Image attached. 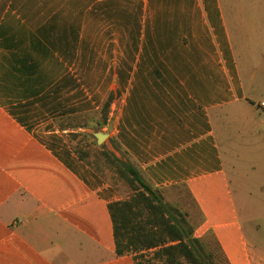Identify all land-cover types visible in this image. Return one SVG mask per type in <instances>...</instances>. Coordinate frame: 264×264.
<instances>
[{
  "label": "crops",
  "instance_id": "1",
  "mask_svg": "<svg viewBox=\"0 0 264 264\" xmlns=\"http://www.w3.org/2000/svg\"><path fill=\"white\" fill-rule=\"evenodd\" d=\"M134 1L106 28L75 19L82 0H0V264H134L114 251L107 203L120 198L66 138L110 92L106 137L153 186L187 188L204 217L195 235L212 230L247 263L214 122L264 109L230 33L264 45V0Z\"/></svg>",
  "mask_w": 264,
  "mask_h": 264
},
{
  "label": "rangeland",
  "instance_id": "2",
  "mask_svg": "<svg viewBox=\"0 0 264 264\" xmlns=\"http://www.w3.org/2000/svg\"><path fill=\"white\" fill-rule=\"evenodd\" d=\"M126 1L106 0L102 5L95 3L94 0H82L83 3L80 5L84 6L83 11L75 16V19L80 18V20L90 22L91 27L94 22H97L107 28L115 21L118 23L122 21L121 12L124 9L121 8L124 7L123 3ZM185 1L191 3V1L199 0ZM174 2L177 0L170 1L172 4ZM115 3L119 6L118 13L113 9ZM134 3L140 5L141 0H135ZM77 5H74L75 8ZM99 6L104 9L101 13L97 12ZM134 14L132 20L136 22L138 15L137 12ZM105 30L108 32L107 29ZM230 33L245 85L248 86L251 81H255L258 86L256 93L249 96L254 99L253 103H255L259 99H264V45L260 44V37L255 38L253 30H237L231 26ZM167 36H174L172 29L167 30ZM256 110L257 116L245 110L238 115H231L224 122L220 120L214 122L229 181L228 186L237 210L235 223V227L239 228L237 236L241 237L240 240L245 242L249 250L246 264H264V109ZM96 118H100L98 113ZM71 119V124L75 126L66 134L69 147L75 153L76 151L81 153L85 163L89 162V174L108 183L116 197L126 198L132 192L130 185L115 173L114 167L106 166L102 150H110L123 160H127V154L113 147L106 137L107 130L103 127L88 124L86 127L78 128L77 125L86 122L88 118L74 116ZM160 190L163 202L172 204L181 214H184L194 227V234H197V226L204 217L188 189L182 185H172ZM45 229L54 244H63L64 238L56 232L54 227H45ZM201 236L207 240L208 249L214 253L219 264H231L212 230H207Z\"/></svg>",
  "mask_w": 264,
  "mask_h": 264
},
{
  "label": "trees",
  "instance_id": "3",
  "mask_svg": "<svg viewBox=\"0 0 264 264\" xmlns=\"http://www.w3.org/2000/svg\"><path fill=\"white\" fill-rule=\"evenodd\" d=\"M112 98L113 93H108L97 112L100 118L92 114L84 124L94 121L95 126H104ZM109 140L115 149L123 150L113 137ZM76 154L85 161L81 153ZM102 154L106 166L114 167L132 190L126 198L107 203L117 256L131 255L134 264H219L207 240L194 234V227L175 206L163 202L161 188L148 182L129 157L123 160L107 149Z\"/></svg>",
  "mask_w": 264,
  "mask_h": 264
},
{
  "label": "built area",
  "instance_id": "4",
  "mask_svg": "<svg viewBox=\"0 0 264 264\" xmlns=\"http://www.w3.org/2000/svg\"><path fill=\"white\" fill-rule=\"evenodd\" d=\"M263 104V103H262Z\"/></svg>",
  "mask_w": 264,
  "mask_h": 264
}]
</instances>
